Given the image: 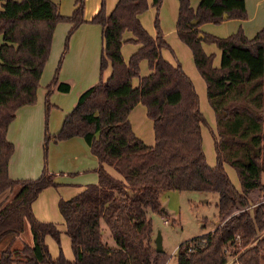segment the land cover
<instances>
[{"label": "trees", "instance_id": "16d2710c", "mask_svg": "<svg viewBox=\"0 0 264 264\" xmlns=\"http://www.w3.org/2000/svg\"><path fill=\"white\" fill-rule=\"evenodd\" d=\"M177 1L176 34L191 52L214 114L215 132L210 131L214 166L207 164L202 148L201 129L208 123L193 83L178 62L172 65L162 57L168 45L158 17L153 22L154 37L138 18L148 9L147 0H117L109 14L105 0H100L89 21L84 19L85 0H75L70 16L59 13L57 0H0V197L17 188L12 198L0 200V242L10 236L1 250L0 264H166L164 252H156L153 246L148 212L166 216L160 196L169 191L218 196L215 228L180 243L176 264H264V200L257 202L262 199L264 175V29L251 39L241 28L225 38L212 36L199 26L245 20L244 0H201L196 9L190 0ZM160 5L161 0H152L157 11ZM59 23L71 27L46 88V112L53 87L68 91L66 84L57 82L58 68L70 36L84 23L101 28L99 81L78 97L56 134L47 132L46 119L40 175L13 180L8 176V162L14 147L6 139L7 129L20 108L36 102ZM125 32L133 37L130 43L139 45L127 63L120 52ZM202 43L220 50L218 68L212 66L214 56L204 52ZM141 61H147L151 71L144 77L139 73ZM108 67L111 72L104 80ZM135 78L137 87L132 85ZM139 103L152 122L153 146L134 134L128 120ZM74 137L85 141L98 166L96 183L57 203L73 255L69 263L60 248L58 257H51L45 238L60 246L61 232L56 224L37 220L31 207L42 190L59 185L46 168L48 144ZM225 165L235 171L239 189ZM255 191L260 194L253 195ZM26 223L32 244L16 246ZM102 224L111 243L103 238Z\"/></svg>", "mask_w": 264, "mask_h": 264}, {"label": "crops", "instance_id": "0c3cea01", "mask_svg": "<svg viewBox=\"0 0 264 264\" xmlns=\"http://www.w3.org/2000/svg\"><path fill=\"white\" fill-rule=\"evenodd\" d=\"M200 1L201 0H190V6L192 9H196ZM74 2L75 0H57L59 13L62 16H70L74 10ZM147 2L149 5L148 9L140 14L138 18L148 34L154 37L156 34L155 30L152 34L142 23V18H144V15L152 7V0H147ZM116 3L117 0H105V12L109 14L113 10ZM244 3L247 12V18L245 20L229 19L219 24L204 23L199 26V30L206 34L223 38L230 34H234L239 28H241L244 35L248 39L253 38L260 30L264 29V0H244ZM84 5V19L89 21L98 11L100 0H85ZM171 7L173 12L171 14L169 12L168 13L173 22V27L170 31L166 32V25H164L165 23L163 21L162 13L163 10L169 11ZM153 8L155 7L153 6ZM159 11L162 15L159 22L162 24L160 27L164 30V34L162 33L163 38L168 47H170L169 45H172L175 48L174 44L169 42L167 39V35L173 33L178 42L187 50L189 54L186 51H182V54L178 55L181 56L182 70L195 84L193 71H195L200 78L201 76L194 66L190 50L187 46L180 42L176 34L175 24L177 19L178 1L161 0L158 12ZM70 27V24L67 23H59L56 25L53 32L50 53L40 76L39 86L36 91V102L33 105H26L20 108L16 112L14 120L8 126L6 139L14 147L13 153L8 162V176L13 180L35 179L40 175L44 167L43 144L46 118H44L43 106L46 88L54 77L57 68L56 65L60 60L65 37ZM130 39H133L131 33L125 32L123 34L124 43L121 46L120 52L124 62L126 63L128 62L130 56L139 48V45L130 43ZM1 42L2 39L0 36V44ZM101 47V28L98 25L84 23L80 25L70 36L67 51L63 55L57 73V82L66 84L68 86V91L61 92L56 88V86L52 88L50 103L53 108L50 111L49 121L47 120V132L50 135H54L58 132L63 118L72 110L78 97L87 89L98 83ZM202 48L207 55L212 54L213 56L215 54L214 49H217L215 45L207 43H202ZM161 55L166 61L175 65V61L172 60L167 49H162ZM220 63L221 52L218 50V57L216 58L214 56L212 66L218 68ZM110 72L111 68H106L103 73L104 80L109 77ZM150 72L151 71L148 67L147 61H141L139 64L140 77L147 76ZM138 84L139 79H133L132 85L137 87ZM203 87L205 90H203L202 87H199V85L196 87L194 86L199 97L200 111L204 116L205 105L206 103L208 104L204 81ZM208 115L212 117L211 120L214 121V114L212 110L211 114ZM128 120L134 134L145 145L153 146L154 133L152 122L146 116L145 107L140 103L137 104L130 111ZM214 123L215 121L211 125H213V131L215 132ZM203 128L201 129V135L202 148L205 154V148L203 146ZM206 162L208 165L214 166V162L210 159L207 160L206 158ZM97 166V159L91 154L89 147L82 138L74 137L65 141L57 143L50 142L48 144L46 168L49 172L55 174L56 182L59 185L57 187H49L42 190L32 203L31 208L37 220L56 224L61 232L60 242L61 245L63 244V255L69 263L73 262V255L70 240L64 233V223L58 212L57 203L59 199L67 200L75 196L84 188L85 185L96 183L97 175L95 170ZM105 169L113 177H118L111 167H105ZM169 192L174 193L177 191ZM165 194L167 193L165 192ZM165 194L161 197L165 196ZM161 200L162 205L164 201L162 198ZM155 235L156 233L152 234L153 246H155L153 240ZM106 240L111 243L109 236L106 237ZM45 243L48 246L51 257L56 259L59 255L60 246H58L49 236L45 238ZM21 244L22 242L19 237L16 239V246ZM55 244L57 245V248L55 247Z\"/></svg>", "mask_w": 264, "mask_h": 264}, {"label": "rangeland", "instance_id": "374dc122", "mask_svg": "<svg viewBox=\"0 0 264 264\" xmlns=\"http://www.w3.org/2000/svg\"><path fill=\"white\" fill-rule=\"evenodd\" d=\"M168 12L170 14L173 12L172 7L171 9H169V11L163 10L162 13L163 21L165 23L164 25H166L165 27L166 32L170 31L173 27V22L170 19ZM156 16L158 17L159 20L160 18H162L160 11L158 12L152 6L151 9L144 15V18H142V23L146 28L150 30L152 34L154 33L152 22ZM159 24L160 26H162L160 22ZM160 28L162 33L164 34V30L162 29V27ZM167 39L175 46L174 48L172 45H169L170 47L166 48L170 57L172 58V60L175 61V64L178 62L182 68V64H181L182 62L180 58L181 56H179L178 54H182V51L187 52V50L178 42L177 38L173 33L167 35ZM214 50H215L214 56L217 58L218 50L216 48ZM57 66L58 64L56 65V67ZM193 74H194L195 84L190 78L193 85L195 87L199 85V87H202V89L205 90L201 78L198 76V74L195 71H193ZM52 108L53 106L51 104L50 110L46 112V107L45 105L43 106L44 118H46L48 121H49L50 111ZM210 109H211L210 106L206 103L204 116L208 125L207 127L203 128V139H204L203 146L205 148V155L207 160L210 159L212 162H214L213 164H215V154L213 150V143H211L212 138L210 135V131L214 132L212 127L213 125H211L213 124L214 121L211 120L212 117L208 115L211 114ZM225 167H226L225 170L231 182L236 188L239 189V182L235 171L228 165H225ZM261 183L263 185V192L260 194L258 191H255V194H253L257 196L258 194H260V196H262V199L258 200L257 202H261L264 200V175L261 176ZM16 189L17 188H14L13 190L5 192L0 197V200H3L4 198H7L9 200L10 198H12L16 193ZM166 193L167 194L163 193L165 194V196L161 197L163 194H161L160 196L161 203H162L161 198L164 201L162 204V208L166 211L167 213L166 216H162L160 214L151 213V212H148V216L151 218L152 221V234L156 233L153 240H155L157 234L159 233L161 236V240L163 241L162 244H163L166 264H176V258H175L176 248L180 243L189 240L193 237L206 234L215 228V225L218 221L217 220L218 211L216 208L218 196L217 194L214 193L193 192V191H183V192H174V193L166 192ZM102 228H103V236H104L103 238L106 240V237L109 236V232L104 226V224H102ZM8 238L10 239V236H6L1 240L0 253L1 250L5 248L6 246L5 244L7 243ZM20 239L22 244L23 242L30 245L32 244V237L27 223L24 225V230L20 234ZM62 246L63 244L61 245L60 242V250L63 253ZM55 247L57 248L56 244Z\"/></svg>", "mask_w": 264, "mask_h": 264}, {"label": "water", "instance_id": "95a60500", "mask_svg": "<svg viewBox=\"0 0 264 264\" xmlns=\"http://www.w3.org/2000/svg\"><path fill=\"white\" fill-rule=\"evenodd\" d=\"M154 245H155V251L158 253L163 252L162 250V240H161V236L158 233L155 240H154Z\"/></svg>", "mask_w": 264, "mask_h": 264}, {"label": "built area", "instance_id": "2783aa9c", "mask_svg": "<svg viewBox=\"0 0 264 264\" xmlns=\"http://www.w3.org/2000/svg\"><path fill=\"white\" fill-rule=\"evenodd\" d=\"M234 261V260H233ZM232 260H231V262H233Z\"/></svg>", "mask_w": 264, "mask_h": 264}]
</instances>
